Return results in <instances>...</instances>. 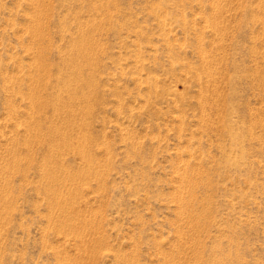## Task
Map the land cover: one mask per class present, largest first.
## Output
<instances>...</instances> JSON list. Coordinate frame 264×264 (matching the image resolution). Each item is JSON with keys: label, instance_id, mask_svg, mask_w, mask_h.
<instances>
[{"label": "rangeland", "instance_id": "obj_1", "mask_svg": "<svg viewBox=\"0 0 264 264\" xmlns=\"http://www.w3.org/2000/svg\"><path fill=\"white\" fill-rule=\"evenodd\" d=\"M0 264H264V0H0Z\"/></svg>", "mask_w": 264, "mask_h": 264}, {"label": "bare ground", "instance_id": "obj_2", "mask_svg": "<svg viewBox=\"0 0 264 264\" xmlns=\"http://www.w3.org/2000/svg\"><path fill=\"white\" fill-rule=\"evenodd\" d=\"M84 43V42H83ZM86 43V42H85ZM85 48V47H83ZM87 48V47H86ZM77 55V54H76ZM73 61V60H72ZM76 62V61H75ZM71 63V62H70ZM72 64V63H71ZM80 72V71H79ZM72 73V72H71ZM78 78V77H77ZM70 82V81H69ZM87 82V81H86ZM67 87V86H66ZM72 93V92H71ZM89 94V93H88ZM89 109V108H88ZM71 117V116H70ZM29 142V141H28ZM68 144V143H67ZM60 146V145H59ZM63 148V147H62ZM84 152V151H83Z\"/></svg>", "mask_w": 264, "mask_h": 264}]
</instances>
